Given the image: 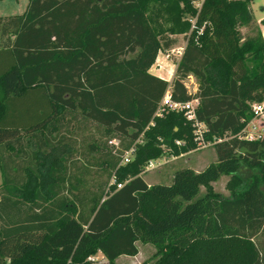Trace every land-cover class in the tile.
Wrapping results in <instances>:
<instances>
[{
  "label": "trees",
  "instance_id": "16d2710c",
  "mask_svg": "<svg viewBox=\"0 0 264 264\" xmlns=\"http://www.w3.org/2000/svg\"><path fill=\"white\" fill-rule=\"evenodd\" d=\"M251 2L204 0L197 11L191 0H29L0 17V264H97V253L116 264L137 242L154 246V264H264V118L250 110L264 97V40ZM178 35L168 82L149 69ZM189 76L205 139L228 138L202 170L148 185L149 160L196 148L182 111L154 116L167 88L174 102L193 97ZM250 121L260 136L237 137ZM91 129L135 152L119 164L107 150L99 160L115 183L88 197L75 158L79 140L98 149ZM221 175L228 195L210 190Z\"/></svg>",
  "mask_w": 264,
  "mask_h": 264
},
{
  "label": "rangeland",
  "instance_id": "374dc122",
  "mask_svg": "<svg viewBox=\"0 0 264 264\" xmlns=\"http://www.w3.org/2000/svg\"><path fill=\"white\" fill-rule=\"evenodd\" d=\"M0 9L2 11L9 12V10L13 9L12 2H4L0 4ZM251 9L254 15V20L257 22L264 21V0H252ZM14 12V11H13ZM17 12V11H15ZM183 18H186L190 21L189 15H185ZM255 23V22H254ZM243 36L252 35L251 29L242 27L240 29ZM185 44V39L182 35L176 36V42L172 47H179ZM179 57L176 52L170 54V58L166 59L164 50H161L157 54V63L156 61L153 63L149 72L152 74H156L159 71L162 73L163 78L170 82L173 78L176 63L178 62ZM250 62H248L249 64ZM161 65L162 68H158V65ZM159 70V71H158ZM184 84L187 88V91L191 94L197 91V80L193 76H189L184 80ZM86 137H88L89 141L97 142L99 147L98 149L86 150L84 144L80 143L79 140V151L80 154H77L75 158V164L79 171L77 175L82 177V186L85 189V193L88 197H91L94 194H99L103 190H106L110 181H111V172L109 170L104 169L103 164L99 158L106 153L108 150L110 152V156L118 158L119 164L122 163V157L126 150H124V146L126 145V141H122L117 136L105 135V133L100 130L97 131L95 129H91L85 133ZM228 138V137H227ZM107 145V149L103 150V146ZM134 145V144H133ZM132 145V146H133ZM28 147L32 150L35 149V145L30 140L28 141ZM87 153V154H85ZM46 165L45 170H48L52 166L51 158L45 159ZM216 160L215 149L213 145H210L205 148L194 149L190 152H187L182 157H161L159 162L160 165L143 173V178L148 183H169L171 174L174 170L181 167H190L193 170H200L204 168L211 162ZM42 175L45 174L44 171L41 172ZM241 174L246 177L249 175V172L245 169H241ZM229 181L228 175H221L216 181H213L210 184V190L213 192L220 193L222 195H228L229 190L226 187V184ZM0 182H1V174H0ZM207 188L200 187L199 195L203 194ZM141 255L139 256V260L132 261L125 258H119L116 264H154L158 259V256L155 255L154 246L151 244H147L149 246L143 245L141 242H137ZM151 247V248H150ZM102 254L97 253L96 255L100 257Z\"/></svg>",
  "mask_w": 264,
  "mask_h": 264
},
{
  "label": "built area",
  "instance_id": "2783aa9c",
  "mask_svg": "<svg viewBox=\"0 0 264 264\" xmlns=\"http://www.w3.org/2000/svg\"><path fill=\"white\" fill-rule=\"evenodd\" d=\"M203 1L204 0H191V4H192L193 8L198 11L200 9ZM190 22L192 24H194L195 18H191ZM184 45L179 46V47H171L167 50H164L166 59H169L170 54H172L174 52H176V54L180 58L182 55V52H183ZM155 61L157 63V57H156ZM158 68H162V66L159 64ZM195 93H196V91H195ZM195 93H193V94L189 93L190 95L193 96L189 101L174 102L171 100L170 89L167 88L164 96L162 97V99L159 103V106H158L154 116H161L164 111H167L169 109L170 110H176V111H182L185 118L191 122V125L193 127V134H194V141L196 143V148L200 149V148H205V147H208L210 145H213L216 142H221L222 140L226 139L227 137L213 138L212 140H206L205 139L204 134L207 131V129H206L205 125L203 123L199 122L196 118V108L199 104V100L195 96ZM250 110H251L254 118H256V117L264 118V97L259 102L251 103L250 104ZM236 136L239 138H243L245 140H248V141H252V140L257 139L260 135L258 132H256L255 126L252 123V121H250L246 125V127L242 131H240ZM175 144L180 145L181 142L176 140ZM134 152H135V146L133 145L128 150L125 151V153L122 157V163L123 164L128 163L133 158ZM180 155H183V154H180ZM160 158L149 160L144 167V172L149 171V170L159 166L160 165V162H159ZM114 183H115L114 178H112L109 185L114 184ZM121 186H122L121 183H116V188H120ZM88 259L91 261H95V263H97V264H106V261L103 258H100L97 256H89Z\"/></svg>",
  "mask_w": 264,
  "mask_h": 264
},
{
  "label": "crops",
  "instance_id": "0c3cea01",
  "mask_svg": "<svg viewBox=\"0 0 264 264\" xmlns=\"http://www.w3.org/2000/svg\"><path fill=\"white\" fill-rule=\"evenodd\" d=\"M28 1L29 0H0V4H3L4 2H12V5H13V9H11V10H9V12H6V11H2L1 12V9H0V17H8V16H13V15H19V14H22L24 11H25V9H26V6H27V4H28ZM14 11V12H13ZM15 11H17V12H15ZM254 16V15H253ZM254 22H255V24L257 25V26H259V28H260V30H261V34H262V37H263V40H264V21H260V22H257V21H255L254 20ZM152 67V66H151ZM151 67H150V69H151ZM150 69H149V71H150ZM159 71V70H158ZM151 73V72H150ZM152 74V73H151ZM153 75H155V76H157V77H160V78H162V79H164L163 78V75H162V73L159 71L158 73H156V74H153ZM167 80V79H166ZM186 154V153H185ZM185 154H183V155H179V156H170V157H182V156H184ZM165 157H167V156H165ZM203 168H201L200 170H202ZM200 170H195V171H200ZM174 172V171H173ZM173 172H172V174H173ZM1 174V173H0ZM171 174V175H172ZM142 178H143V176H142ZM171 178H172V176H171ZM171 178H170V181H171ZM143 180H144V178H143ZM145 181V180H144ZM146 182V181H145ZM148 185L149 184H152L151 182L150 183H148V182H146ZM155 183H157V182H155ZM170 183V182H169ZM137 244V243H136ZM143 245H146V246H149V245H147V244H143ZM151 248V247H150ZM137 249H138V252H137V254L135 255V256H126V255H121V256H119L116 260H115V262L117 263V260L119 259V258H125V259H128V260H132V261H134V260H136V261H138L139 260V256L141 255V250H140V248H139V246H138V244H137ZM155 249V248H154ZM100 258H103V256L101 255L100 256ZM104 259V258H103ZM105 260V259H104ZM106 261V260H105Z\"/></svg>",
  "mask_w": 264,
  "mask_h": 264
}]
</instances>
